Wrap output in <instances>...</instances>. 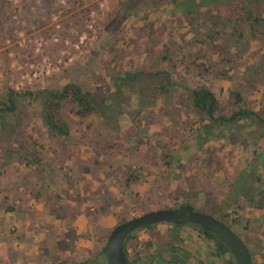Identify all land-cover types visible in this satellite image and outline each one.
<instances>
[{
	"label": "rangeland",
	"instance_id": "obj_1",
	"mask_svg": "<svg viewBox=\"0 0 264 264\" xmlns=\"http://www.w3.org/2000/svg\"><path fill=\"white\" fill-rule=\"evenodd\" d=\"M153 1L0 0V93L74 82L107 98L85 117L65 103L68 136L45 126L40 96L0 124V220L10 206L29 216L0 229L16 240L9 259L98 264L118 223L189 202L237 217L264 264V124L208 123L184 88L207 85L221 114L236 91L262 111L264 0L252 28L235 2L203 5L190 23L173 1ZM162 70L174 82L166 92L161 73H142L116 93L115 75ZM248 194L262 207L246 205ZM209 248L194 227L159 223L137 230L127 253L134 264H165L173 252L224 264L227 254L203 257Z\"/></svg>",
	"mask_w": 264,
	"mask_h": 264
},
{
	"label": "trees",
	"instance_id": "obj_2",
	"mask_svg": "<svg viewBox=\"0 0 264 264\" xmlns=\"http://www.w3.org/2000/svg\"><path fill=\"white\" fill-rule=\"evenodd\" d=\"M161 0L153 1L154 5H157V2ZM175 5H179L181 8V12L183 15L188 16V20L190 23L193 22L195 18V13L198 12L201 6L208 5V6H219L223 3L235 2L238 3L244 17L249 21L251 28L254 27L255 21H258L259 15L255 12V5H258L263 0H171ZM213 20V19H212ZM214 23L217 20H213ZM143 75H156L161 73L162 74V82L158 87L161 92H166L168 88H170L174 82L171 79L169 72L162 70L156 73H145L143 71L137 72H128L126 71L124 74L115 75V85H116V93H121V89L124 85L128 86L134 80L138 78L139 74ZM190 96L191 104L201 113L203 114L208 123H236L240 120H247L253 122L257 126H261L264 124V108L262 111L254 110L253 108L249 107L244 103V97L239 92H233V108L231 109L230 113L227 115L221 114L218 110V99L215 93L205 84H199L193 87H184ZM40 96L42 98V119L45 126L51 131L53 134L60 135V136H68L70 133L69 124L66 120H64L61 116V111L65 106V103L71 104L72 112L77 114L80 117H85L92 112H94L98 106L102 103L106 102L107 98H102L100 101L96 102L97 95L89 90H83L80 85L74 82H68L58 88H43L38 91H32L30 89L24 90H16L15 88L7 85L2 93H0V124L2 127H5L7 122V117L10 114H13L18 109L19 101L27 99V98H36ZM107 110V108L105 109ZM104 110V111H105ZM205 123V124H208ZM253 195L248 194L247 196V203L254 206L255 208L262 207V203H255L253 200ZM249 201V203H248ZM189 203V202H188ZM191 204V203H189ZM192 205V204H191ZM194 207V205H192ZM164 208V207H163ZM165 208H172V207H165ZM196 210L197 208L194 207ZM216 207H208L207 210H201L200 212H205L212 214L217 219L224 222L228 225L238 236H240L234 226L238 223L237 217H231L228 221L227 216L229 214L227 212L216 214ZM129 219V218H128ZM127 220V219H126ZM118 223L117 225L125 222ZM168 225H172L175 227H181L183 225H177L172 223H166ZM116 225V226H117ZM156 224H150L144 226L142 228H149ZM186 225V224H185ZM189 225V224H187ZM192 226V225H191ZM139 228V229H142ZM136 229L131 232L124 241V253L125 256L130 264H134V262L129 258L127 253V244L131 238H133L134 233L139 230ZM203 236L210 242V248L205 249L203 252V257L207 258L209 256H221L223 254H227V259L225 260L224 264H235L233 256L230 254L227 247L221 242L220 240L214 238L211 232L205 231L204 229L200 228L199 226H195ZM111 233V232H110ZM108 234V237L110 235ZM245 242V241H244ZM246 243V242H245ZM247 245V244H246ZM248 247V246H247ZM103 253H104V246H103ZM249 249V247H248ZM250 251V249H249ZM174 253V252H173ZM171 255L168 262L165 264H185V260L182 256L178 254ZM252 264H255L252 253L250 251ZM139 257H136L135 260H138ZM200 264H205L203 260H200Z\"/></svg>",
	"mask_w": 264,
	"mask_h": 264
},
{
	"label": "water",
	"instance_id": "obj_3",
	"mask_svg": "<svg viewBox=\"0 0 264 264\" xmlns=\"http://www.w3.org/2000/svg\"><path fill=\"white\" fill-rule=\"evenodd\" d=\"M158 223L197 225L205 231L211 232V236L223 242L233 256L235 264H252L250 251L240 236L212 214L197 211L189 203L172 208L146 211L115 226L104 246L106 263L130 264L124 253L125 238L136 229Z\"/></svg>",
	"mask_w": 264,
	"mask_h": 264
},
{
	"label": "crops",
	"instance_id": "obj_4",
	"mask_svg": "<svg viewBox=\"0 0 264 264\" xmlns=\"http://www.w3.org/2000/svg\"><path fill=\"white\" fill-rule=\"evenodd\" d=\"M8 211L9 212L6 213V217L4 215L0 220V229L5 230L8 224L17 223L29 219L28 215H24V217H22L21 214L19 215L15 207L13 208L12 206H10ZM0 217H2V214H0ZM5 235V232L0 233V264H21L19 260L15 262L13 261V259H9V251L11 249L13 250V247H15L16 240L12 238L13 236L11 237L9 235Z\"/></svg>",
	"mask_w": 264,
	"mask_h": 264
},
{
	"label": "flooded vegetation",
	"instance_id": "obj_5",
	"mask_svg": "<svg viewBox=\"0 0 264 264\" xmlns=\"http://www.w3.org/2000/svg\"><path fill=\"white\" fill-rule=\"evenodd\" d=\"M189 226H191V225L189 224ZM195 226H197V225H192L191 227H194L195 228ZM98 264H107V263H106L105 259L104 260L102 259L101 261L99 260Z\"/></svg>",
	"mask_w": 264,
	"mask_h": 264
}]
</instances>
